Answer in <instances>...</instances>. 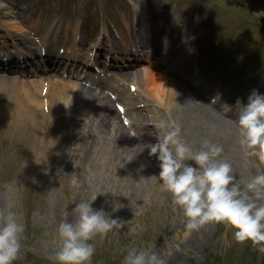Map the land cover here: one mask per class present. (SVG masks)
<instances>
[{
  "label": "rangeland",
  "instance_id": "rangeland-1",
  "mask_svg": "<svg viewBox=\"0 0 264 264\" xmlns=\"http://www.w3.org/2000/svg\"><path fill=\"white\" fill-rule=\"evenodd\" d=\"M140 1L146 15L143 23L158 28L154 42L168 44L175 51L170 61L176 60L181 72L165 73L166 61L142 60L144 70L126 69L112 78L113 86L106 89L109 94L104 92L105 98L95 103L76 94H61V81H76L59 73L42 78L44 83L33 80L36 84L28 83L31 78L0 74V210L17 213L25 226L13 264H55L50 257L59 223L74 220L75 205L95 195L94 209L103 208L125 224L102 240L97 237L92 264H124L127 250L133 247L156 252L164 264H264V254L251 242L235 243L231 230L223 225L186 229L182 212L174 210L170 195L160 190L157 158L143 149L145 144L156 143L153 124L158 119L181 126L182 104L177 101L156 114L160 100L132 89L122 78L132 76L152 93L156 89L147 88L145 71L188 82L203 101L219 110L225 122L236 126L208 124L206 140L223 148L219 159L232 165L242 183L264 170L239 146L236 123L237 102L246 104L253 90L264 94V0ZM131 2L135 1L0 0V21L6 23L0 24V33L8 34H0V49L16 53L15 41L29 49L43 38L47 44L56 39L70 42L74 38L70 25L78 22L81 52L91 47L106 58L111 52L108 44L115 50L117 44L124 46L118 33L130 39L129 25L124 22L131 18ZM12 20L16 24L10 27ZM101 42L106 47H99ZM87 45L88 50L83 49ZM124 51L117 53L124 55ZM79 85L103 92L81 81ZM49 87L54 89V99L48 104ZM32 98L45 99L44 105L36 100L31 103ZM137 113H142V123ZM104 118L111 121L104 124ZM183 132L185 142L198 148ZM122 135L138 139L140 151L119 149L115 141Z\"/></svg>",
  "mask_w": 264,
  "mask_h": 264
},
{
  "label": "clouds",
  "instance_id": "clouds-1",
  "mask_svg": "<svg viewBox=\"0 0 264 264\" xmlns=\"http://www.w3.org/2000/svg\"><path fill=\"white\" fill-rule=\"evenodd\" d=\"M237 105L239 146L246 157L264 165V94L253 90L246 104L238 101ZM153 127L156 143L145 144L143 149L157 158L160 190L170 195L173 209L182 212L186 229L192 232L208 224L223 225L231 230L235 243L251 242L264 254V170L241 183L232 165L219 159L221 146L204 140L194 150L182 138L179 124L169 119L160 118ZM96 197L75 205L74 220L59 223L56 248L50 257L55 264H92L97 237L102 240L124 226V221L111 218L103 208L92 207ZM116 209L114 206L113 211ZM24 231L17 213L0 210V264H13L17 259ZM124 264L164 261L154 251L133 247L127 250Z\"/></svg>",
  "mask_w": 264,
  "mask_h": 264
},
{
  "label": "bare ground",
  "instance_id": "bare-ground-1",
  "mask_svg": "<svg viewBox=\"0 0 264 264\" xmlns=\"http://www.w3.org/2000/svg\"><path fill=\"white\" fill-rule=\"evenodd\" d=\"M134 9H135V20H138V23L140 21V24L138 26L137 23H134V25L138 26L135 27V29L138 31V33L135 36H131V38L129 40L127 39H123V47L126 48V50H128V56H132V55H138L143 52V49L140 45V47L138 48L137 44L140 43V41L144 40V37L146 35V37L148 36V34L150 35V33H154L158 30V28H156V26H150V25H145L143 23V18H146V15L144 14V11L142 10V4L140 0H134ZM137 6H138V10H137ZM130 20V19H129ZM131 21V20H130ZM77 22V21H75ZM2 23L3 26H6L5 22L0 21V24ZM8 23L11 24L10 27H12L14 24H16L15 20L9 21ZM78 23V22H77ZM75 25H70V28L72 30H74V38H71L72 44L68 41L66 42L65 40H55L54 43H52L53 45H46L44 43V41L39 42V44L37 45V49L39 51V53H41V51H43L44 54H49L50 57H54L52 58L57 65L54 66V69L56 71H59L60 73H65L68 71H71L72 73L75 74H79V73H83L82 70H80V68L78 67H72L70 70L68 69V66L66 67L64 64H70L71 60L73 61H80L82 60L84 62V64L88 67V66H92L93 63H90L89 58L87 59L86 57L82 58L81 53L79 52L80 49H78L80 41H83V37H81V35L79 34L80 32H78V24ZM130 25L131 23H125ZM51 29V27L49 26V30ZM146 30V31H145ZM0 32H3V29H0ZM3 36H7L8 34H3L0 33ZM151 38V37H150ZM97 40V38H96ZM53 42V41H52ZM25 44H21V46H19V44H16V52L17 55L24 53L26 56L29 55L32 57H39L38 53H36V51H29L20 49L21 47H23ZM61 45L64 47V49H62L61 52L60 49L62 48ZM95 45H97V42L95 43ZM105 45V44H104ZM56 46H58V48L56 49ZM98 46H101V43L98 44ZM108 47H110V50L112 52V55L114 57L112 58H119V55H115L114 54V48L108 44ZM129 49H128V48ZM164 51H166L163 54H159L156 56V59L153 60V63H157L159 61H161L160 59H164L166 61V69L164 70L165 73H171L174 70H179L180 72L182 71L181 66L179 65V63L176 60L170 61V56H172L174 53V51H170L168 50L165 46L163 47ZM160 52H162L160 50ZM92 56L95 55L92 50L91 53ZM100 54L97 53L96 56H99ZM91 56V57H92ZM60 58V63L61 65H58L56 58ZM95 58L94 56L92 57V59ZM87 59V60H86ZM97 60H93V62L95 63ZM37 63L39 62H43L42 58L38 59L37 61H35ZM46 63V61L44 62V64ZM42 66V65H40ZM57 68V69H56ZM9 69L13 70L14 68H12V66H9ZM44 69H51V67H45ZM34 71L36 73H38V68L35 67ZM104 70H101V72H103ZM145 84L147 85V88H153L156 89L154 91V93H152V91H149L148 89H146L143 85L141 86L139 81H134L132 76H126V77H122L124 78V81H128L129 84H132V86L134 88H136L135 90L138 89H142L145 93V96L153 98V99H159L160 100V106L158 108H156V114L159 113H164L165 111L171 109V107H174L176 105V102L178 101L180 104H182V106L180 107V114H179V121L181 124V129L182 131H184L188 137H190V139H192L194 141V144L197 145L199 147V145L208 138L209 134L207 132V125L208 124H212L214 122H218L219 126H223L226 124H229V126H234L233 123H229V122H225L224 118L222 116H220V112L219 110H217V108H215L214 106H211L210 104H208L207 102L203 101L201 96H199L198 93H196L194 91V88L187 82V83H181L178 82L175 78L169 76L168 78L163 76L162 78L157 76L155 73H150V72H146L145 71ZM180 74V73H179ZM23 75L19 74L16 75L15 77H22ZM38 79V78H36ZM57 80H59L58 78H56ZM181 80L184 81V76L183 78L181 77ZM186 80V79H185ZM43 81V79H42ZM61 81V80H59ZM134 81V82H133ZM186 82V81H185ZM28 83L31 84H36L33 81H29ZM44 83V81H43ZM61 89H60V93L61 94H65L66 96H69L70 94L74 95L76 94L79 98H86L89 101L91 100H98L101 98H105L104 92H98L96 90L91 89V87L88 86H82L79 85V82H64L61 81ZM190 85V86H187ZM71 86V87H70ZM53 87H49L46 96L48 95L49 98L47 97V103L49 101H51L52 99H54V94H53ZM62 90V91H61ZM109 97V96H108ZM40 98V97H39ZM37 98H32V102L34 103L36 100V104L37 103H41V105H44L45 99L44 101L41 102V100ZM110 100V99H109ZM96 101H94L93 103H95ZM49 104V103H48ZM179 108V107H177ZM111 110V108H110ZM113 113L117 114L118 112L114 111ZM141 114L142 113H137V117L138 120H140V122L142 123V119L141 118ZM158 116V115H157ZM111 121V119H110ZM107 118H104L101 120L102 123L104 124H108L110 122ZM226 123V124H225ZM134 125V123H133ZM236 126H234L235 128ZM80 132V130H79ZM82 132V131H81ZM80 132V133H81ZM139 133H137V135H140L141 132L138 131ZM183 132V133H184ZM193 132V133H192ZM80 133H77L80 134ZM131 137H133L131 135ZM130 136L124 137L122 135V138H117L116 145L119 147V149L123 150V152H136L138 153V151H140V145L138 144V139H131ZM134 138H138V136H135Z\"/></svg>",
  "mask_w": 264,
  "mask_h": 264
}]
</instances>
